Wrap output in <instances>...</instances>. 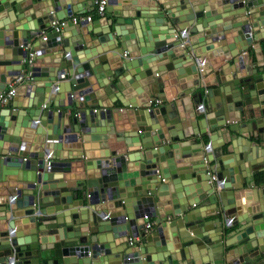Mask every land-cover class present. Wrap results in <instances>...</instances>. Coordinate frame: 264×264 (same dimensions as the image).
<instances>
[{"label": "water", "instance_id": "water-1", "mask_svg": "<svg viewBox=\"0 0 264 264\" xmlns=\"http://www.w3.org/2000/svg\"><path fill=\"white\" fill-rule=\"evenodd\" d=\"M88 8L0 0V91L30 73L0 108V264H264V0H108L42 40Z\"/></svg>", "mask_w": 264, "mask_h": 264}, {"label": "crops", "instance_id": "crops-1", "mask_svg": "<svg viewBox=\"0 0 264 264\" xmlns=\"http://www.w3.org/2000/svg\"><path fill=\"white\" fill-rule=\"evenodd\" d=\"M93 7L95 8V5H94V2H93ZM151 8V7H150ZM75 9H76V6H75ZM82 11H85V9H83ZM75 14H77V13H75ZM81 14H91L92 15V17H93V20H96L97 18H99L100 16H98L95 12H94V9L93 10H91L90 8H88V10L86 11V12H81ZM105 27V26H104ZM46 30H48L49 29V26H47V28H45ZM260 42V45H261V48H262V51H260V52H258V53H256L255 52V50H254V48H253V45H257L258 44V42H255V41H253L252 43V45H249L248 46V49H247V51L246 52H248L249 53V56H250V58H251V60L252 61H254V62H256V61H258V62H261L262 60H264V38L262 39V40H260L259 41ZM258 57V59H256ZM49 57L47 56L46 57V59H48ZM227 62V61H226ZM225 62V63H226ZM212 78H213V75L212 74H210L208 77H207V81H205L204 79H203V81L204 82H210V81H212ZM217 85H213V86H211V87H216ZM7 87H8V85H7ZM6 87V88H7ZM207 88H209V86L208 87H204V88H200V91L204 94V92H206V89ZM195 92V91H194ZM23 96H19V99L20 98H22ZM66 97V98H65ZM66 99H70V100H72V98H71V96H70V94L69 93H67L66 94V96H65V93L64 94H59V95H56L55 96V103H64L65 101H66ZM10 102H12L11 100L9 101V102H7V104L5 105V103L4 104H2L1 106H0V108H5V109H13L12 107H11V104H10ZM162 103H164V102H162ZM161 103V104H162ZM71 106H74L73 104L71 105ZM71 106H69V107H71ZM17 108H19V107H17ZM58 107H56L55 109H57ZM13 110H15V109H13ZM19 110L20 111H22V108H19ZM65 110H67V109H65ZM16 111V110H15ZM8 112H9V110H8ZM6 121L7 122H9L10 121V115L7 113L6 114ZM239 122H237L236 121V123L234 122V123H227L226 125H225V127H228V126H231L232 128H237L238 130H240V127L241 126H243V125H245V123H246V120L245 119H240V120H238ZM222 128H224V126H222ZM225 130V129H224ZM213 133H216L215 131L213 132V130H209L208 131V133H206V134H204L203 135V138H204V141H205V143H210V138H209V135H211V134H213ZM232 133V132H231ZM222 137L223 136H219V135H217L216 136V139L213 141V144L214 145H217L218 144V140H220V139H222ZM224 138V137H223ZM98 143L97 142H94V144H93V149L95 150H99V147H98V145H97ZM86 146H87V144H85ZM223 148H224V150H225V145H223ZM128 153V152H127ZM224 153L226 154V151H224ZM234 155H232V154H229V155H227L226 157L228 158V157H233ZM109 160V159H108ZM137 163H139V162H136L135 164H137ZM213 162H211V164H212ZM134 163H132V162H130L129 161V158H127V159H125V165H126V169H127V172L128 173H130V167L133 165ZM213 165V164H212ZM254 169V168H253ZM132 170V169H131ZM260 174H254L253 175V178L255 179V180H259L258 179V176H259ZM250 191V190H249ZM243 196L245 197V199L247 198H251V200L253 201L254 200V196H253V189L250 191L251 193L249 194V195H247V192H248V189H246V186H245V190H243ZM3 199H5V197H3ZM161 206L163 205V203H161L160 204ZM163 207V206H162ZM191 208H195L196 209V211H200V212H202V214H208V213H210L209 214V216H206L205 217V219L206 220H212V219H214V218H216V216L218 215L217 213H214V214H211V212H214L215 211V208H214V204H211L210 202H209V200L208 199H204V200H202V201H200V202H198L195 206H193V207H191ZM208 212V213H207ZM151 220L154 222V225L152 226V228L149 230V231H147V233H149V232H152V231H154L155 230V228H156V224H155V219L154 218H152L151 217ZM241 228H240V224H236V225H234V226H227L226 227V234H227V237H229V236H231V235H233V234H235V232H238V230H240ZM241 233L242 232H239V233H236L232 238H231V240H235L238 236H240L241 235ZM211 234L212 235H215V233L212 231L211 232ZM129 236H131L130 234L128 235V237ZM230 240V239H229ZM118 241H120V239L118 240ZM139 243H141V240L138 242V244Z\"/></svg>", "mask_w": 264, "mask_h": 264}, {"label": "built area", "instance_id": "built-area-1", "mask_svg": "<svg viewBox=\"0 0 264 264\" xmlns=\"http://www.w3.org/2000/svg\"><path fill=\"white\" fill-rule=\"evenodd\" d=\"M95 8H94V12L98 15V16H102L105 13L106 10V5L108 0H93ZM93 19L91 14H72L70 16H67L65 18H53L49 24V29H43L41 30V38L42 40H46L47 39V35L49 33H59L63 28H65L68 24H77L81 21H86V22H90ZM31 55H33L32 53H30V58H26L23 61L26 64H31ZM30 76L29 72H24L22 71L21 74H19L14 80H12L10 82V84L8 85V87L3 90L0 91V106L2 104H4L5 102H7L8 100H10L12 98V96L14 95V91L16 89V87L20 84H22L26 79H28ZM71 98L73 97V95H71ZM200 110H203V104L199 105ZM207 149L210 150V146L207 145ZM125 159H127V156L125 155ZM212 180H216L215 176L212 175ZM144 221V227L143 230L145 232L149 231L152 226L154 225V222L151 220V217L148 216L147 214H145L143 216ZM141 240V238L139 236H129L127 238V244L129 246L134 245L135 242H139Z\"/></svg>", "mask_w": 264, "mask_h": 264}, {"label": "bare ground", "instance_id": "bare-ground-1", "mask_svg": "<svg viewBox=\"0 0 264 264\" xmlns=\"http://www.w3.org/2000/svg\"><path fill=\"white\" fill-rule=\"evenodd\" d=\"M87 145H88V143H87Z\"/></svg>", "mask_w": 264, "mask_h": 264}]
</instances>
